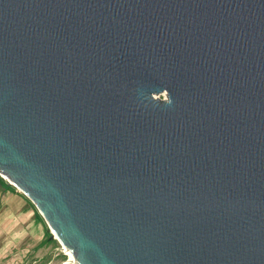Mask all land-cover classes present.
<instances>
[{"label": "water", "instance_id": "1", "mask_svg": "<svg viewBox=\"0 0 264 264\" xmlns=\"http://www.w3.org/2000/svg\"><path fill=\"white\" fill-rule=\"evenodd\" d=\"M0 174L81 264H264V0H0Z\"/></svg>", "mask_w": 264, "mask_h": 264}, {"label": "crops", "instance_id": "2", "mask_svg": "<svg viewBox=\"0 0 264 264\" xmlns=\"http://www.w3.org/2000/svg\"><path fill=\"white\" fill-rule=\"evenodd\" d=\"M46 225L40 213L28 200L11 190L0 188V264L18 262L15 256L7 257L4 248L11 251L28 235L32 238L43 236Z\"/></svg>", "mask_w": 264, "mask_h": 264}, {"label": "rangeland", "instance_id": "3", "mask_svg": "<svg viewBox=\"0 0 264 264\" xmlns=\"http://www.w3.org/2000/svg\"><path fill=\"white\" fill-rule=\"evenodd\" d=\"M159 97L164 99L167 97V94H161L159 95ZM0 188L3 190H11L17 195L22 196L25 200H28L31 206H33L40 213L31 199L26 196L19 188L8 182L1 174ZM40 215L46 222L43 215L41 213ZM46 224L47 225L44 230L45 232L43 233V236H40L39 238H32L30 237V235H28L24 239H21L22 242L20 240L18 246L12 248L11 251L8 252L4 248V254L6 253L5 255L7 257L15 256L16 261H18L15 264H44L45 262H47V264H74L70 260L69 254L64 252V246L55 236L47 222Z\"/></svg>", "mask_w": 264, "mask_h": 264}, {"label": "bare ground", "instance_id": "4", "mask_svg": "<svg viewBox=\"0 0 264 264\" xmlns=\"http://www.w3.org/2000/svg\"><path fill=\"white\" fill-rule=\"evenodd\" d=\"M3 176V175H2ZM8 182H10L5 176H3ZM53 231V230H52ZM53 233L55 234V236L59 239V241L62 243L63 250L65 253L69 254L70 260L74 263V264H81V262L78 260V258H76V254L75 252H73L68 245L66 244V242L56 233L53 231Z\"/></svg>", "mask_w": 264, "mask_h": 264}]
</instances>
